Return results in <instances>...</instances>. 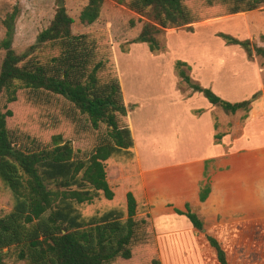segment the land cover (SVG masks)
<instances>
[{
  "label": "trees",
  "instance_id": "1",
  "mask_svg": "<svg viewBox=\"0 0 264 264\" xmlns=\"http://www.w3.org/2000/svg\"><path fill=\"white\" fill-rule=\"evenodd\" d=\"M116 2L149 20L129 45L143 43L154 55L166 52V45L161 44L158 36H164L167 29L264 6V0ZM102 3L103 0H88L79 13V22L84 26L93 24ZM16 17L15 8L4 20L6 31L1 42L5 54L0 64V183L8 192L12 207L0 214V264H7L8 258H13L15 264H117L129 262L134 253L139 254L146 247L156 251L153 224L142 197L126 190L125 204L103 207L92 214L82 213V208L95 200L103 198L111 202L114 198L106 179L105 163L121 160L113 167L117 168L121 164L126 166L123 158H134L127 108L107 32L73 35V19L60 8L49 26L37 35L35 43L24 53L16 54L11 49ZM129 23L133 25L132 20ZM216 36L226 46L240 47L247 59L252 52L264 57V48H252L247 39L224 33ZM185 70L190 71L188 64L174 61L173 71L188 89L200 93L225 113L243 111L246 119L249 100L227 102L210 88L195 83ZM20 102L35 111L44 108V112H49L46 117L51 124L60 123L57 127L66 124L78 129L82 123L94 133L105 126L103 141L81 154L74 148L75 141L60 133H52L47 141L17 133L11 130L8 121L13 115L10 106ZM221 137L215 134L214 142L219 143ZM205 178L199 188L200 202L206 200L210 191L206 174ZM175 213L184 215L196 233L203 232L202 221L188 205L185 212L175 210ZM251 228L259 229L256 243L264 245V223L219 229L217 233L223 236V243L214 235L204 234L218 264H228L229 254L239 251L230 245L248 243L240 234Z\"/></svg>",
  "mask_w": 264,
  "mask_h": 264
},
{
  "label": "crops",
  "instance_id": "2",
  "mask_svg": "<svg viewBox=\"0 0 264 264\" xmlns=\"http://www.w3.org/2000/svg\"><path fill=\"white\" fill-rule=\"evenodd\" d=\"M178 31L181 30H165L166 55L170 49L167 35ZM132 47L147 51L143 43L130 44ZM180 55L179 61L188 64L192 74L194 65L201 74L204 70L215 71L212 63L196 64L194 58ZM253 70L256 82L235 85L236 97L231 96L232 101H244L260 92L256 100L250 101L246 119L243 111L228 114L212 106L200 93L181 91L174 72V91L158 94L143 91L139 80L132 88L127 85L124 89L119 77L134 143L133 160L117 167L123 172L119 182H125L127 190L148 205L157 242L166 246L167 260H193L197 264L203 261L204 252H214L206 239V244L198 246L197 233L189 220L175 213L185 212V205L202 221L203 237L214 235L220 243L223 236L218 235L219 229L264 223V69ZM166 78L161 76L159 80L164 82ZM142 79L153 81V77ZM215 134L222 135L219 143L214 142ZM205 174L210 191L200 202L199 188Z\"/></svg>",
  "mask_w": 264,
  "mask_h": 264
},
{
  "label": "rangeland",
  "instance_id": "3",
  "mask_svg": "<svg viewBox=\"0 0 264 264\" xmlns=\"http://www.w3.org/2000/svg\"><path fill=\"white\" fill-rule=\"evenodd\" d=\"M60 2L63 3L60 8H64L66 14L73 19L71 26L73 35L97 31L107 32L116 70L124 89H126L127 85L132 88V85L136 84L134 81L139 80V84L141 82V87L146 93L158 94L174 91L172 86H174L177 78L175 77L176 74L174 75L173 64L175 60H179L180 54H185L190 58H194L196 64L210 65L212 63L211 65H214V72L209 69L204 70L202 74L196 72V65L194 64L195 71L192 74L191 67L188 65L190 71L185 70V72L195 83L210 88L223 100H225L223 98L225 97L227 102H239L241 101L239 100L240 98L237 101H232L231 98L232 95L236 97L234 95L235 85H249L252 82H256L257 78L253 68L264 69V57L257 56L252 52V57L247 59L245 52L240 47L234 45L226 46L216 36L217 33H224L240 40L247 39L252 48H264V6L253 11L237 14L232 18L224 16L225 18L208 19L181 27L179 28L181 31L176 34L167 35L166 43L167 46H170L169 55L163 52L160 55L158 54V56L150 53L147 47L146 52L143 49L144 47H132L130 49L129 42L136 38L142 25L149 22V20L125 6L117 4L116 0H103L99 17L89 26L82 25L78 20L79 13L88 0H0V64L5 54V50L1 47V42L5 37L4 20L6 17L15 8L17 9L11 49L16 54H22L35 43L37 35L49 26L56 10L60 9L57 7ZM216 12L213 14H216ZM131 20L133 25L129 23ZM237 27H243V29L234 32L233 30ZM188 28L191 31L188 32ZM158 38L163 45L165 43L163 34L159 35ZM168 64L171 65L169 66ZM217 64H219V67H217ZM224 64L226 65L223 66ZM161 76H167L164 82H160L159 78ZM262 76L264 74H261ZM149 77H153L152 82L142 79ZM177 88L181 89V91H187L188 89L182 81H179ZM225 95H229V97ZM259 95L260 92L254 96L257 98ZM199 97L205 100L202 96ZM252 98L249 101L256 100ZM10 108L13 115L8 123L12 128L11 130L17 133L29 135L42 141H47L52 133H60L66 139L71 137L72 141H75L73 144L75 150L80 151L81 154L90 151L93 145L103 141L105 126H101L99 131L94 133L90 131L89 126L84 127L82 123L78 125V129L66 124L57 127L60 123L51 124V121L46 117L49 116V112H44V108L39 110L41 112L35 111L24 106L21 102L11 105ZM55 109L58 113L57 106H55ZM122 161L127 164L129 159L123 158ZM117 162L113 159L105 163L106 179L114 193L113 200L111 202H106L103 198L95 200L90 205L84 206L82 213L92 214L103 207L125 204L124 192L127 190V186L121 184V182L119 183L123 172L118 168H113L117 166L116 164L121 163V160ZM11 207L12 200L0 183V214L7 213ZM154 234L157 248L154 252L156 253L151 252L146 247L140 250L139 254L134 253L129 262H119L117 264H157V262L158 264H195L193 260L178 262L167 260L165 258L166 246L162 243L158 244L155 230ZM240 235L247 239L248 243L245 245H230V248L233 247V250L239 251L234 252L235 254L232 255L229 254L227 257L228 264H264V245L256 243V239L260 236L259 229H244ZM195 236L198 238V246L202 247L203 243H205V237L201 233H197ZM145 251L150 252L146 254ZM240 252L242 253L240 254ZM261 255L263 256L261 257ZM203 257V261L198 260L197 264H218L214 252L211 254L204 252ZM6 261L7 264H15L13 258H8Z\"/></svg>",
  "mask_w": 264,
  "mask_h": 264
},
{
  "label": "water",
  "instance_id": "4",
  "mask_svg": "<svg viewBox=\"0 0 264 264\" xmlns=\"http://www.w3.org/2000/svg\"><path fill=\"white\" fill-rule=\"evenodd\" d=\"M61 6H63V3H62V2H60V3L57 5L58 8H60ZM256 96H257V95H256ZM256 96H254V98H252V99H256Z\"/></svg>",
  "mask_w": 264,
  "mask_h": 264
}]
</instances>
